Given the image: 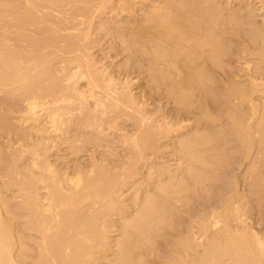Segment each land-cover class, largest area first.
I'll list each match as a JSON object with an SVG mask.
<instances>
[{
	"label": "bare ground",
	"instance_id": "obj_1",
	"mask_svg": "<svg viewBox=\"0 0 264 264\" xmlns=\"http://www.w3.org/2000/svg\"><path fill=\"white\" fill-rule=\"evenodd\" d=\"M112 1L0 8L7 33L33 34L0 41V94L15 99L0 102V264H264V223L247 222L241 193L264 196V0L146 8L122 21L137 65L116 73L87 45ZM148 96L173 107L148 114ZM64 144L73 162L58 166Z\"/></svg>",
	"mask_w": 264,
	"mask_h": 264
},
{
	"label": "rangeland",
	"instance_id": "obj_2",
	"mask_svg": "<svg viewBox=\"0 0 264 264\" xmlns=\"http://www.w3.org/2000/svg\"><path fill=\"white\" fill-rule=\"evenodd\" d=\"M2 0H0V8H2L3 6L2 5H4L5 6V0H3L2 2H1ZM117 1H118V3H117ZM115 0V1H112V3H113V7H112V9L109 7V3H108V7L106 8V7H104V9H100V10H96V13L98 14V12H99V15H97L96 13H94V17H92V18H95V19H93V24L91 23V29H89V30H91V31H89L90 32V35H92L91 37H89L90 39H88V42H90V43H88L87 45L88 46H91L90 44L92 43V46L90 47V48H92L90 51H91V53H92V55H93V57L95 58V60L96 61H98V64H100L99 63V61H101V64L100 65H103V67L105 66V68L106 69H109L110 70V72L112 71V73H116L117 72V68H119L121 65L123 66V63L124 62H127V63H131L130 64V66L127 64V66L129 67V70L130 71H133L134 69H132V65H137L136 64V62L134 61V60H129V61H127L128 60V56H126V55H128V53L126 54V50H124L123 48H126L128 45H127V42L126 41H124V40H122V39H120V37L118 38L117 36L119 35L118 34V31H120V29L122 28V26L121 25H124V22L126 21V19L128 20L129 18H131V20L132 19H142L143 18V16L146 14L145 13V10H150V9H152L153 7H156V4L157 5H161L162 3H160V2H163V0L161 1V0H128V1H130V2H124V1H122V0ZM201 1V0H200ZM125 3L126 4V7H125V4L123 5V3ZM143 2V3H142ZM154 4H153V3ZM254 2V1H253ZM252 1H251V3L252 4H254ZM3 3V4H2ZM151 4H153V5H151ZM115 5V6H114ZM123 5V6H122ZM129 5L131 6V7H129ZM255 5L257 6L258 5V3L256 2L255 3ZM254 5V6H255ZM105 6H107V4L105 5ZM111 6V5H110ZM255 6V7H256ZM68 7V6H67ZM66 7V8H67ZM113 8H114V10H113ZM117 8V9H116ZM135 8V9H134ZM147 8V9H146ZM256 8H258V6L256 7ZM111 9V10H110ZM126 9H128V10H126ZM132 9V11L133 12H131L130 10ZM101 10H103V11H101ZM98 11V12H97ZM117 13H116V12ZM130 11V12H129ZM135 11V12H134ZM142 11H144V13L142 12ZM102 12V13H101ZM133 13V14H132ZM141 13H143V14H141ZM258 13H261V11L259 10V12L257 11V14ZM96 14V15H95ZM129 14V15H128ZM134 15V16H133ZM142 15V16H141ZM130 16V17H129ZM137 16V17H136ZM259 16V15H258ZM3 17H5V19L3 18ZM113 17V18H112ZM134 17V18H133ZM141 17V18H140ZM1 18V17H0ZM78 18V17H77ZM111 18V19H110ZM8 19V17H6V16H2V19H0V41L2 42V37H4V36H6V35H8V33L10 32L11 33V30H9V32L7 33V31H6V26L4 27V25H5V23L7 22V21H9V20H7ZM79 19V18H78ZM122 19V20H121ZM124 19V20H123ZM136 19V20H137ZM2 20H4V21H6L5 23L2 21ZM111 20V21H110ZM76 21H77V19H76ZM122 21H124V22H122ZM10 22V21H9ZM75 22V21H74ZM120 22V23H119ZM1 23H3V24H1ZM75 23H78V22H75ZM102 24H104V25H102ZM6 25H9L8 24V22H7V24ZM82 26V24L80 25V26H78L79 27V29L80 28H82L81 27ZM102 26L104 27L103 29H101L102 28ZM108 26H109V28H108ZM118 26V27H117ZM121 26V27H120ZM77 27V28H78ZM84 27V26H83ZM115 27V28H114ZM117 27V28H116ZM88 28H90V27H88ZM94 28V29H93ZM110 28H112V29H110ZM118 28H119V30H118ZM5 29V30H4ZM114 29V30H113ZM117 29V30H116ZM13 30V29H12ZM21 30H23V29H21ZM21 30H18L17 32H21ZM123 30V29H122ZM121 30V31H122ZM24 32H29V29L27 30H23ZM21 32V33H24V32ZM16 31H12V33H11V35L9 34L8 36H10L11 38H15L16 37V33H17ZM29 33H31V32H29ZM29 33H24V34H27L28 36H26L27 38H29L30 39V36H32L33 34L31 33V34H29ZM114 33V34H113ZM116 33V34H115ZM30 35V36H29ZM95 35V36H94ZM13 36V37H12ZM34 36H36V34H34ZM38 36V35H37ZM36 36V37H37ZM92 37H93V39H92ZM18 37H16L15 38V40H17V42L15 41V40H13V41H11L12 43L10 44V45H16L15 43H17V47H19L20 45H21V47H22V45H23V47H24V45H25V43H26V45L27 44H29V43H27V42H29V41H27L26 42V40L27 39H25L24 41L25 42H22V40L20 41L19 39H17ZM94 40V43L92 42ZM122 40V41H121ZM1 42H0V44H1ZM19 42H21V43H19ZM126 42V43H125ZM23 43V44H22ZM62 42H60L58 45H60ZM146 44H148V43H146ZM25 45V47H27ZM57 45V46H58ZM62 46H63V44H61ZM11 46V47H12ZM0 47H1V45H0ZM14 47V46H13ZM16 47V46H15ZM61 47V46H60ZM129 47H132V46H129ZM135 47V46H134ZM136 47H138V46H136ZM124 50V51H123ZM124 54H123V53ZM127 57V59H125ZM135 62V63H134ZM118 65H119V67H118ZM235 65V64H234ZM236 65H237V63H236ZM117 67V68H116ZM116 68V69H115ZM120 69V68H119ZM132 69V70H131ZM108 70V71H109ZM134 72H131V77H133V79H132V81H134V77H135V81H137L138 80V83H141L142 81H141V79H138L139 77H137V74L135 75V74H133ZM136 73V72H135ZM135 75V76H134ZM137 78V79H136ZM144 82H145V80L144 79H142ZM134 81V82H135ZM140 81V82H139ZM144 82H142V83H144ZM3 94V93H2ZM0 94L1 96H0V102H1V100L3 101V103H5V102H7L8 104H12V103H14L15 102V99H13V98H10L9 96H7L6 94ZM4 96V97H3ZM7 98H6V97ZM3 97V98H2ZM10 99H9V98ZM149 97V96H148ZM147 97V99H149ZM156 97V96H155ZM2 98V99H1ZM150 100H152V98H150L149 100H147V103H151V101ZM157 100V99H156ZM163 100V101H162ZM162 100H157V102L159 103H157V102H152L151 103V106L149 105V106H147V107H150L149 109H147L146 108V111H148V112H154V114H155V112L157 111V110H159L160 111V109H161V111L162 110H166V109H168V108H170V107H173V105L172 104H170V103H168L167 101H166V99H162ZM10 101V102H9ZM148 101H150V102H148ZM6 103V104H7ZM156 104V105H154V104ZM155 109V110H154ZM6 110H4V111H2L1 110V112L2 113H6L5 112ZM160 111V112H161ZM151 112L150 113H148V114H151ZM157 113H158V111H157ZM157 113L155 114V115H157ZM152 116H153V114H152ZM154 117V116H153ZM10 119V120H9ZM8 120L9 121H13V118L11 119V118H9ZM125 126H127V124L125 123ZM63 145V144H62ZM62 145H59L60 146V150H56L55 152H54V154H55V156L57 155L58 157H59V160H57L56 161V163H58L59 165L58 166H62V165H64V164H62L61 165V163L64 161V162H66L67 161V159H64V158H66L67 157V154L69 155V152L68 151H66V150H64L66 147H65V144H64V146H62ZM113 145H115V144H113ZM58 146V147H59ZM65 147V148H64ZM93 151V148H91L90 146H87L86 147V150L82 153H80L79 154V156H81V158H82V160L81 159H79L78 158V160H77V162L80 160V162H84V159H83V157H85V160L86 161H88L86 158L88 157L89 158V155L88 154H90L91 152L90 151ZM95 150V149H94ZM67 153L66 154V157L64 156V153L65 152ZM98 152L100 151V150H97ZM100 153V152H99ZM98 153V154H99ZM62 154V155H61ZM98 154H96V151H94V155L95 156H99ZM55 156L54 157H52V159H54L55 160ZM70 156V158H71V155H69ZM68 156V157H69ZM83 156V157H82ZM67 157V158H68ZM254 157V156H253ZM253 157L251 158V159H253ZM70 158H68V162L67 163H70L71 165H72V160L70 159ZM250 158H249V160L248 159H246V161H245V166H241V169H239L238 171H237V177H238V180L240 181V183H239V186H238V188H239V191H241L243 188H244V185L247 183V182H243L244 180H242V175H244V172H245V169L247 168V166L249 167V163H250ZM58 159V158H57ZM63 160V161H62ZM66 160V161H65ZM85 161V162H86ZM61 162V163H60ZM63 162V163H64ZM84 162V163H85ZM243 164V165H244ZM244 169V170H243ZM241 170V171H240ZM247 170V169H246ZM144 173H145V171H143ZM241 176V177H240ZM242 181V182H241ZM244 183V184H243ZM249 188V187H248ZM248 188H247V184L245 185V188H244V190L245 191H242L241 193H243L246 197H245V200H243V202H242V208H244L243 209V212H244V216H246V217H248V219L246 218V220H248L247 222H250V223H253V224H262V223H264L263 221H264V196H263V198H262V200L260 201V204H259V202H258V204H257V201H255L254 200V198L252 197L253 195H251L250 194V192L248 193ZM251 195V196H250ZM122 197H123V202L124 203H126L127 205H130L131 204V200L134 198V192H132V190H131V188H129V189H127V190H125L124 192H123V195H122ZM252 197V198H251ZM246 201V202H245ZM245 203V204H244ZM249 203V204H248ZM256 203V204H255ZM245 206H244V205ZM248 206V207H247ZM247 208V209H246ZM258 208V209H257ZM248 211V212H247ZM245 213H246V215H245ZM249 215V216H248ZM255 218V219H254ZM113 219H116V220H119V216H113ZM251 219V220H250ZM254 221V222H253ZM117 235H118V233H117V231H115V229H113L112 231H111V237H112V239L113 238H115V237H117ZM153 254H156V252L154 253L153 252ZM158 256H159V253L157 254ZM157 255H156V257H157ZM152 256V258L151 259H155L156 257H154V255H151ZM150 256V257H151Z\"/></svg>",
	"mask_w": 264,
	"mask_h": 264
}]
</instances>
